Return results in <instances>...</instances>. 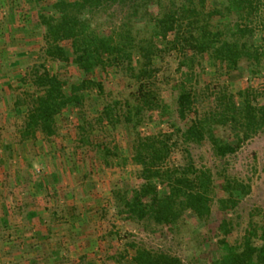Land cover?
<instances>
[{
  "label": "trees",
  "instance_id": "16d2710c",
  "mask_svg": "<svg viewBox=\"0 0 264 264\" xmlns=\"http://www.w3.org/2000/svg\"><path fill=\"white\" fill-rule=\"evenodd\" d=\"M157 6L156 14L150 5ZM207 0H55L50 14L40 15L45 29L44 57L60 63H72L82 74L77 82H69L52 74L46 62L33 64L21 79L29 84L15 107L25 106L24 126L19 130L21 141H35L39 135H57V116L70 106L84 111L87 91L105 93L104 74L120 70L137 87L123 99L108 101L95 119L83 113L78 126L79 144L100 157L107 167H140V184L131 189L118 188L114 192L117 214L122 220L149 227L171 228L191 212L205 221L212 214L217 201L223 212H232L239 205L237 193L248 195L250 188L237 180L226 179L219 196L210 169L194 165L188 150L184 165L168 164L172 153L180 146L208 141L218 158L234 154L245 142L264 131V104L257 101L256 92L248 87L238 95L222 87L214 95L210 107L200 111L194 82L197 69L207 57L230 74L248 61L264 79V39L259 47L246 40L253 35L249 24L256 8L255 0H222L221 6L208 11ZM112 6L130 8L131 13L121 27L109 35L94 30L98 12ZM144 18L151 28L148 36L135 30V20ZM216 17L235 18L225 29H214ZM166 52L179 55V66L185 68L184 78L174 85L177 92L176 110L162 103L158 92L150 84L157 73L156 59ZM238 97L241 103L236 100ZM173 113L185 128L172 125L169 132L146 134L142 128L155 115L170 118ZM109 125L123 127L132 135L131 157H125L115 144L94 141L93 133ZM230 133L227 141L218 131ZM229 138V139H230ZM232 224L223 220L219 226V256L212 264H264V227L251 226L243 241L231 245L227 236ZM134 251L130 263L124 257L116 264H184L171 254L153 251L130 243Z\"/></svg>",
  "mask_w": 264,
  "mask_h": 264
},
{
  "label": "crops",
  "instance_id": "0c3cea01",
  "mask_svg": "<svg viewBox=\"0 0 264 264\" xmlns=\"http://www.w3.org/2000/svg\"><path fill=\"white\" fill-rule=\"evenodd\" d=\"M54 1L23 0V10L37 11L31 16L14 11L2 31L7 42L0 43V264H116L117 240L126 224L117 214L114 192L123 172L140 167H107L82 148V122L74 116L78 106L57 116L55 137L20 140L27 108L20 107L19 114L15 103L24 87L32 88H20L21 80L14 83L31 64L46 62L56 75L57 67L66 64L44 57L45 29L39 18L52 12ZM21 16V26H14ZM65 117L74 120L72 126Z\"/></svg>",
  "mask_w": 264,
  "mask_h": 264
},
{
  "label": "rangeland",
  "instance_id": "374dc122",
  "mask_svg": "<svg viewBox=\"0 0 264 264\" xmlns=\"http://www.w3.org/2000/svg\"><path fill=\"white\" fill-rule=\"evenodd\" d=\"M221 2L222 0H207V10L210 11L220 7ZM255 4L257 9L250 19L245 20L244 24H249L253 29V35L246 40L249 44L259 47L264 39V0H255ZM22 6L27 7L23 0H0V43H4V46L7 38L6 33L2 31L5 30V26H10L11 16L15 14L14 11H22L25 13L24 16H27L28 13L31 16V12L37 11L36 8L23 10L24 7ZM150 11L156 14L157 6L155 3L150 5ZM130 13L131 9L129 7L123 9L120 6H112L100 11L94 19V30L101 35H109L126 22ZM22 17L13 25L18 24L20 27L21 22L19 21L23 20ZM234 21L235 18L216 17L212 20V25L214 29H225L232 25ZM135 30L140 31L141 36H148L151 28L147 26L145 19L141 17L135 20ZM32 65H29L28 68ZM156 68L158 71L150 84L158 92L162 103L169 105L174 111L176 110L175 99L177 96L174 85L184 78L183 74L186 69L180 68L179 55L176 52H166L159 55L156 59ZM57 70L58 76L69 82H77L82 78V74L72 63L60 65ZM196 71L197 79L194 84L198 94V108L200 111L210 107L214 95L222 87L228 88L236 96L240 90L251 87L256 92L257 101L264 104V79L262 75L256 73L248 61H243L238 70L226 74L225 70L220 69L219 66L205 57L202 60V66ZM5 72L7 71L5 70ZM22 78L19 77L14 85H17L18 82L20 84ZM104 82L106 95L101 96L97 91L86 92L87 100L84 111L77 107V114L74 115L75 119H79V122H82L83 113L88 118L95 119L101 114L103 106L108 101L115 98L123 99L130 92H134L137 87L134 82L130 81L117 69H111L105 73ZM19 86L23 88V85ZM27 87L28 85L24 87L26 91H28ZM236 100L241 103L238 97H236ZM64 120L68 124L71 123V126L74 121L69 120L67 117ZM188 124V121H180L176 113H173L171 119L155 115L152 119L146 121L142 130L146 134L169 132L172 130V125L185 128ZM218 134L227 141L233 142L229 132L219 130ZM92 138L96 142L117 145L122 154L131 155L132 153V135L121 126L114 129L109 125H105L104 128L95 131ZM186 150H188L196 167L212 171L219 196L224 195L221 189L226 179L237 180L244 184L250 188V193L248 195L237 193L239 205L232 212L221 211L218 208L217 201H215L212 214L205 221L198 220L191 212L186 213L184 219L171 228L153 226L147 229L143 224L125 221V228L120 229L122 232L121 237H118L117 240L119 247H117L118 250L114 254L116 258L124 257V262L130 263L131 254H134V251L129 247V244L135 243L153 251H161L177 256L182 259L184 264H212L219 256L218 240L222 237L219 226L223 220H227L232 224V232L226 238L231 245L240 244L251 226L258 228V230L264 227V131L245 142L234 154L225 158L216 157L208 141H204L202 144L180 146L172 153L168 164L170 166L184 165L188 157ZM139 171V169H132L130 172H123L120 175L118 186L128 190L137 187L141 182L138 176ZM9 238L12 242L15 240L11 233Z\"/></svg>",
  "mask_w": 264,
  "mask_h": 264
},
{
  "label": "built area",
  "instance_id": "2783aa9c",
  "mask_svg": "<svg viewBox=\"0 0 264 264\" xmlns=\"http://www.w3.org/2000/svg\"><path fill=\"white\" fill-rule=\"evenodd\" d=\"M37 172H40V170H37Z\"/></svg>",
  "mask_w": 264,
  "mask_h": 264
}]
</instances>
